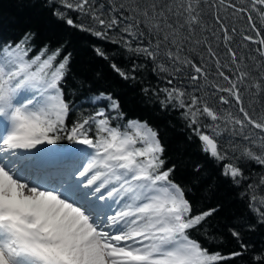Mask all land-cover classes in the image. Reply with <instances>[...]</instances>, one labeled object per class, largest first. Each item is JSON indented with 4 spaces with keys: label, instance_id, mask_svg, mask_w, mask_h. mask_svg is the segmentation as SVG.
Wrapping results in <instances>:
<instances>
[{
    "label": "snow or ice",
    "instance_id": "1",
    "mask_svg": "<svg viewBox=\"0 0 264 264\" xmlns=\"http://www.w3.org/2000/svg\"><path fill=\"white\" fill-rule=\"evenodd\" d=\"M17 6L39 7L114 45L112 52L92 50L124 81L155 74L165 86L142 93L151 92L161 110H182L201 152L241 189L254 222L242 217L228 226L239 250L210 251L196 237L220 240L214 217L221 205L194 211L193 187L208 175L202 165L193 169L192 187L178 183L160 130L147 120H125L111 92L88 97L95 111L69 125L78 111L75 91L65 94L73 53L65 42L30 56L37 33L26 31L0 42V264H264V244L242 235L264 229V171L246 175L241 166L264 169V105L256 107L264 94V0H17ZM117 56L130 67L119 66Z\"/></svg>",
    "mask_w": 264,
    "mask_h": 264
},
{
    "label": "trees",
    "instance_id": "2",
    "mask_svg": "<svg viewBox=\"0 0 264 264\" xmlns=\"http://www.w3.org/2000/svg\"><path fill=\"white\" fill-rule=\"evenodd\" d=\"M69 15L75 19L77 14L70 12ZM26 31L37 33L36 39L33 41L35 48L30 56H34L45 44H48L51 50L65 42L66 50L73 53L71 71L65 78L67 81L65 94L67 98L69 89L75 91L73 99L78 111L69 117V125L81 115L87 116L95 111V108L87 102V98L91 95L104 91L111 92L115 97H118L126 114L125 120H147L149 124L160 130L162 142L166 146L165 155L168 157V163L177 165L174 177L178 183L192 187L195 175L193 169L197 164L202 165V172H207V178L198 187H193L190 199L193 200L194 211L221 205L220 212L214 217L220 240L209 244L203 236L196 238L201 239L210 251L227 254L239 250V244L228 233V226L233 225L237 218L242 217H248L250 221L254 222L247 211L246 204L238 196L241 189L233 188L230 182L220 175L221 166L216 165L201 152L200 141L192 135L191 130L187 128L185 121L181 118L182 110L171 108L161 110L159 101L151 92L148 96L142 93L141 89L144 87L165 86L157 76L150 71H144L140 74L143 77L142 83L124 81L111 69L109 62L97 57L92 50L93 46H100L106 51L112 52L116 50L114 45L56 21L39 7L21 9L17 6V0H0V42L7 40L15 42ZM115 62L125 68L130 67L131 63L122 56L115 57ZM148 67L150 68L151 64ZM97 73H99V77H97ZM80 81L84 82L83 86L78 83ZM160 99H163V94ZM257 99L256 107L259 111L260 106L264 105V94ZM235 110L233 109V111ZM190 135L192 136L191 140L188 139ZM62 143L68 146L67 141ZM241 166L245 167L246 175L250 174L249 170L254 173L264 171L261 166L252 163ZM211 184L215 185V191L205 194V190ZM242 235L247 243L264 244V229H258L255 232L242 230ZM237 259L239 261L240 258ZM229 264H234V262H229Z\"/></svg>",
    "mask_w": 264,
    "mask_h": 264
}]
</instances>
